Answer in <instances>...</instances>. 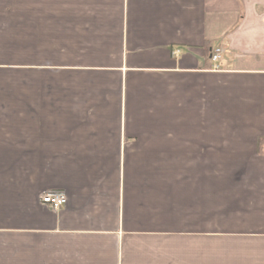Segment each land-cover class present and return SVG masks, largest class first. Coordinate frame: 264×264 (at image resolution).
Returning a JSON list of instances; mask_svg holds the SVG:
<instances>
[{
  "label": "crops",
  "instance_id": "crops-1",
  "mask_svg": "<svg viewBox=\"0 0 264 264\" xmlns=\"http://www.w3.org/2000/svg\"><path fill=\"white\" fill-rule=\"evenodd\" d=\"M0 264H264V0H0Z\"/></svg>",
  "mask_w": 264,
  "mask_h": 264
},
{
  "label": "built area",
  "instance_id": "built-area-1",
  "mask_svg": "<svg viewBox=\"0 0 264 264\" xmlns=\"http://www.w3.org/2000/svg\"><path fill=\"white\" fill-rule=\"evenodd\" d=\"M222 55V50L217 48L213 50L211 54L212 68L218 70L219 66L217 65ZM67 202V197L62 192H47L40 196V203L44 206L51 208L56 211L63 207Z\"/></svg>",
  "mask_w": 264,
  "mask_h": 264
}]
</instances>
